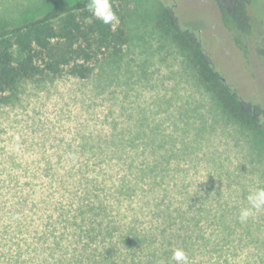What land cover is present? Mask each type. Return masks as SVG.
Masks as SVG:
<instances>
[{
	"label": "rangeland",
	"instance_id": "1",
	"mask_svg": "<svg viewBox=\"0 0 264 264\" xmlns=\"http://www.w3.org/2000/svg\"><path fill=\"white\" fill-rule=\"evenodd\" d=\"M75 1L0 0V29ZM214 3L126 0L124 44L91 77H41L6 94L0 264H175L176 248L189 264H264V210L238 219L264 188V132L221 112L162 18L166 4L226 81L264 105V0L250 38L263 51L249 63Z\"/></svg>",
	"mask_w": 264,
	"mask_h": 264
},
{
	"label": "trees",
	"instance_id": "2",
	"mask_svg": "<svg viewBox=\"0 0 264 264\" xmlns=\"http://www.w3.org/2000/svg\"><path fill=\"white\" fill-rule=\"evenodd\" d=\"M124 1L111 0L117 24H103L86 10L87 0H76L69 5L49 7L38 17L1 28L0 102L22 82H33L41 77L56 80L64 75L79 80L91 77L95 61L105 54H119L124 44V21L118 8ZM214 2L221 27L232 36V42L249 63L252 50L263 51L250 42L256 24V0ZM162 18L181 44L189 48L200 81L214 87L221 112L264 132V105L258 99L244 97L233 83L226 81L206 49L205 41L195 30L180 23L166 4Z\"/></svg>",
	"mask_w": 264,
	"mask_h": 264
},
{
	"label": "clouds",
	"instance_id": "3",
	"mask_svg": "<svg viewBox=\"0 0 264 264\" xmlns=\"http://www.w3.org/2000/svg\"><path fill=\"white\" fill-rule=\"evenodd\" d=\"M85 8L92 16L105 25L118 23V17L113 11L111 0H87ZM248 206L239 210L238 219L246 222L255 213L264 210V188H257L247 196ZM171 260L175 264H189V257L182 248H176L172 252ZM160 264H164L163 261Z\"/></svg>",
	"mask_w": 264,
	"mask_h": 264
}]
</instances>
